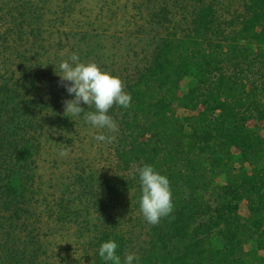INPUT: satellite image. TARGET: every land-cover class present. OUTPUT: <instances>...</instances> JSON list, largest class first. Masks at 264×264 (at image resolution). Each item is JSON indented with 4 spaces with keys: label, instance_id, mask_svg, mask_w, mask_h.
Segmentation results:
<instances>
[{
    "label": "trees",
    "instance_id": "1",
    "mask_svg": "<svg viewBox=\"0 0 264 264\" xmlns=\"http://www.w3.org/2000/svg\"><path fill=\"white\" fill-rule=\"evenodd\" d=\"M175 1L172 4L184 8L182 19L188 28L179 23L161 39L148 64L128 85L131 106H119L122 118L114 143L123 176L108 185L105 195L125 192L128 210L143 222L147 240L140 244L141 250L135 253L139 260L133 264H264V134L249 126L253 119L264 122V100L258 98V85L254 82L248 88L246 77L236 71L242 62L252 66L249 53L254 47L264 58V0H247L239 21H221L213 3ZM166 5L160 17L164 25L171 11ZM44 8V0H1L0 29L2 23L9 24L11 33L17 31L24 37L28 25L37 30L33 25L41 21ZM228 63L237 67L230 70ZM187 77L191 81L181 92ZM8 92L0 100V118L7 124L8 113L15 128L32 127L18 119L26 113L20 94ZM15 102L12 111L8 105ZM176 106L188 113L179 114ZM0 129L2 157L9 154L8 163L13 165L8 174V165L1 166L0 159V203L8 209L11 202L22 198L15 168L30 161L33 151L15 137L9 141L7 130ZM234 148L237 157L232 154ZM145 164L166 175L172 191L173 211L156 225L146 222L139 207L141 187L136 170ZM222 176L224 182L218 184ZM245 200L248 216L240 212ZM4 226L0 221V229ZM14 230L0 235V264L36 261L37 248L25 244ZM106 240L116 241L122 261L131 252L121 227L105 229L93 240L97 264H111L98 254ZM27 249L35 252L27 254Z\"/></svg>",
    "mask_w": 264,
    "mask_h": 264
},
{
    "label": "rangeland",
    "instance_id": "2",
    "mask_svg": "<svg viewBox=\"0 0 264 264\" xmlns=\"http://www.w3.org/2000/svg\"><path fill=\"white\" fill-rule=\"evenodd\" d=\"M202 1L215 5L221 21H239L246 12L247 0ZM166 2L171 13L164 25L160 17L161 9L167 8ZM173 2L176 1L44 0L41 21L33 25L37 30L32 31L28 25L24 37H20L17 31H9L11 25L2 23L0 89L4 85L7 88L0 93V100L8 97L9 90L18 92L22 112H26L18 119L27 120L32 127L15 128L8 113L5 114L8 123L0 118L3 122L0 126L7 130L9 141L15 137L21 144H29L33 157L15 168L22 198L11 202L8 209H2L0 203V221L5 224L0 235L15 229L25 244L37 248V260H28V264H97L93 240L105 229L114 230V226L125 232L130 244L127 250L134 254L147 240L143 222L127 208L126 193L117 195L112 191L109 196L105 195L108 185L120 182L123 176L115 156L116 138L111 143L97 141L94 137L104 130L86 123L83 113L77 117L64 115L62 101L74 97L58 83L55 66L58 69L62 59L77 53L81 61H95L102 70L118 76L127 92L128 85L148 64L160 40L179 23L188 28L182 19L184 8H178ZM183 3L193 5L194 2ZM220 40L225 42L222 37ZM205 47H209L208 42ZM258 53L255 47L249 53L250 68L248 62H242L239 69L231 63L226 66L242 72L248 88L255 82L258 98L264 100V58ZM190 81V77L183 80L181 92L188 88ZM81 107L85 111L94 110L86 104ZM8 108L14 111L16 102ZM176 108L179 114L188 113ZM108 115L119 127L122 118L119 106L109 109ZM249 126L264 134V122L253 119ZM64 148L69 150L67 157L59 155ZM4 153L0 148V165L4 168L8 165L10 174L13 165L8 163L9 154L8 158L2 157ZM232 154L237 157L239 152L234 148ZM236 162L235 169H238L240 165ZM224 177H220L218 184H223ZM240 212L243 216L249 215L246 200ZM26 252L31 254L35 250Z\"/></svg>",
    "mask_w": 264,
    "mask_h": 264
},
{
    "label": "clouds",
    "instance_id": "3",
    "mask_svg": "<svg viewBox=\"0 0 264 264\" xmlns=\"http://www.w3.org/2000/svg\"><path fill=\"white\" fill-rule=\"evenodd\" d=\"M59 76L58 83L74 98L64 99V115L77 117L83 113L86 123L96 129L104 130L96 135L97 141L111 143L115 140L113 133L119 128L114 119L108 115L114 105L128 108L131 106V94L124 90L122 80L102 70L95 61H81L77 53L62 59L55 66ZM81 104H86L91 111H85ZM68 149H61L59 155L67 157ZM141 194L139 207L143 218L149 224L156 225L162 217L169 216L174 208L170 181L166 175L158 172L153 165L145 164L136 170ZM118 244L115 240L104 241L99 249V257L111 264H133L139 257L129 253L123 261L117 254Z\"/></svg>",
    "mask_w": 264,
    "mask_h": 264
}]
</instances>
